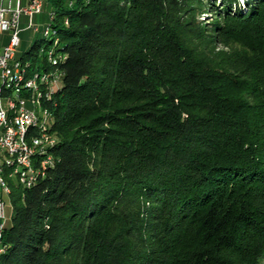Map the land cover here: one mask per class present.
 <instances>
[{
  "label": "trees",
  "instance_id": "16d2710c",
  "mask_svg": "<svg viewBox=\"0 0 264 264\" xmlns=\"http://www.w3.org/2000/svg\"><path fill=\"white\" fill-rule=\"evenodd\" d=\"M50 6L18 60L61 75L56 142L0 264H264V0Z\"/></svg>",
  "mask_w": 264,
  "mask_h": 264
},
{
  "label": "bare ground",
  "instance_id": "6f19581e",
  "mask_svg": "<svg viewBox=\"0 0 264 264\" xmlns=\"http://www.w3.org/2000/svg\"><path fill=\"white\" fill-rule=\"evenodd\" d=\"M44 1L45 0H43V2ZM48 18L50 22V19L52 18L51 11L48 14ZM49 22L43 27V34L45 36H51L54 33L49 26ZM14 52L15 50H11L10 55H8V65H13V73H5L4 79L0 80V122L3 124V126H0V206H2V213H5L3 196L8 198L10 190L8 185L9 179H13L22 187H30L44 173V168L40 167V159L35 157H28L27 168L22 169L21 175L10 172V168L14 166L13 145H6L3 149L1 141L7 133V130H12L14 128V120H11V118L17 116V108L16 103L10 102L8 93H14L17 87L22 85L25 78L26 84H32L28 87L29 101L36 108L38 117L41 119L43 124V134H48L49 139L53 141L45 144V146L41 148V151H38V158H47L49 157L47 153L56 142V138L50 130L52 123L51 116L47 109L42 107L41 103L45 99L51 97L54 90L59 85L61 76L60 73L52 71L48 73L35 72L28 74L26 77L28 64H24L18 60V58H15ZM46 57L51 64H55L57 62V59L53 56L51 50L47 52ZM39 134L40 121H33L32 124L22 125L19 127V130L15 132V140H18V149L20 150V154L35 152L36 138H34V135ZM3 228L4 226H0V239ZM2 250L3 248L0 243V253Z\"/></svg>",
  "mask_w": 264,
  "mask_h": 264
},
{
  "label": "built area",
  "instance_id": "2783aa9c",
  "mask_svg": "<svg viewBox=\"0 0 264 264\" xmlns=\"http://www.w3.org/2000/svg\"><path fill=\"white\" fill-rule=\"evenodd\" d=\"M1 1L3 5H0V34L3 32L9 33L6 44L0 47V80H3L5 73H13V65H8V55H10L11 50H16L19 44L20 15L23 14L27 16V27L34 29L35 26L32 24V17L41 12L43 0H27L24 6L20 5L19 0H15V5L13 7L11 6V0ZM27 76L28 72L26 74V77ZM31 85L32 84H26L25 78L22 85L18 86L14 93H8L10 102L16 103L17 116L11 118V120H14V128L12 130H7V133L1 141L3 149L6 145H13L14 166L10 168V172L19 175H21L23 168H27L28 157L40 159V167L45 168L49 163V157L38 158V151H41V148L44 147L45 144L53 142L49 139L48 134H43L41 119L38 117L36 108L29 101L28 87ZM33 121H40V134L34 135V138H36L35 152L20 154L18 140H15V132L19 130L20 126L32 124ZM0 126H3L1 122ZM5 224V213H2V206H0V226H5Z\"/></svg>",
  "mask_w": 264,
  "mask_h": 264
},
{
  "label": "rangeland",
  "instance_id": "374dc122",
  "mask_svg": "<svg viewBox=\"0 0 264 264\" xmlns=\"http://www.w3.org/2000/svg\"><path fill=\"white\" fill-rule=\"evenodd\" d=\"M45 1L43 2L42 11H41L42 13L40 14V16H42V17H38V15L37 16L34 15L32 17V24H33V26H35L36 29L35 28L34 29L28 28L25 26V25H27V21H28L27 16H25V21H24L23 25L20 23L21 18H19V24L21 26V32L19 33V40L21 42L18 44V46L16 47V50L14 52L15 58H19L22 53L29 50L30 46L34 42L39 41L40 39L45 37L43 35V27L49 22L48 13L51 9L50 4H51L52 0H49V3H47V1L46 2ZM239 1H242V0H239ZM11 5L14 6V0H11ZM22 15L23 14H21L20 17H22ZM206 17L207 16L205 14H202L201 19H205ZM4 33L5 32L1 33L0 36ZM9 188H10V185H9ZM3 201L5 203V207H4L5 218H6L5 221L8 223L10 216H11V206H10L6 196H3Z\"/></svg>",
  "mask_w": 264,
  "mask_h": 264
},
{
  "label": "crops",
  "instance_id": "0c3cea01",
  "mask_svg": "<svg viewBox=\"0 0 264 264\" xmlns=\"http://www.w3.org/2000/svg\"><path fill=\"white\" fill-rule=\"evenodd\" d=\"M47 1V3H49V0H46ZM45 1V2H46ZM19 2H20V5L21 6H24L25 4H26V2H27V0H19ZM0 5H3V2L0 0ZM14 5H15V0H14ZM12 6V5H11ZM13 7V6H12ZM51 10V9H50ZM42 11V10H41ZM42 12H40L39 14H36V16L38 15V17H42V16H40V14H41ZM49 13H50V11H49ZM48 13V14H49ZM37 17V18H38ZM21 19H20V23L23 25V23H24V21H25V15H22V17H20ZM26 23V22H25ZM26 27H27V25H25ZM19 29H20V31H19V33L21 32V26H20V24H19ZM8 37H9V34H8V32H5L4 34H2L1 36H0V46H3V45H5L6 44V42H7V39H8ZM21 41L19 40V43H20Z\"/></svg>",
  "mask_w": 264,
  "mask_h": 264
}]
</instances>
